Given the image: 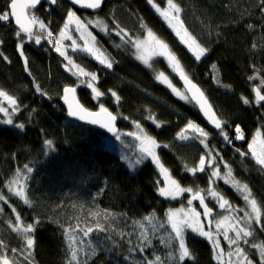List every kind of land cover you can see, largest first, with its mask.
<instances>
[{
  "label": "trees",
  "instance_id": "1",
  "mask_svg": "<svg viewBox=\"0 0 264 264\" xmlns=\"http://www.w3.org/2000/svg\"><path fill=\"white\" fill-rule=\"evenodd\" d=\"M153 1L163 5L165 0ZM8 2L0 0V13L6 10ZM174 2L182 8L187 29L209 49L201 62H197L175 37L148 0H108L98 13L74 9L67 0H58L54 6L42 3L34 15L49 24L54 34L59 33L69 8L81 15L101 14L112 27H115V20L135 38L143 37L146 28L151 29L177 54L188 76L200 84L220 119L227 121L225 131L230 137L235 135V126L240 125L245 140L233 141V144L248 156L241 157L233 146L223 141L218 130L209 128L193 103L178 99L155 79L156 71H164L182 86L179 77L174 76L161 58L153 60L154 67L145 66L136 59L131 46L114 47L115 43L123 44L114 34L112 37L116 42L103 34L98 36L100 46L113 61L112 69L100 66L87 54L70 52L79 65L98 75L96 86L105 96L94 101L87 84L80 85L75 76L65 71L62 64L66 61L52 46L46 41L40 46L25 42L22 57L17 48L20 40L15 37L18 28L12 20L0 22V90L14 96L22 108L15 114L13 125L0 124V195L5 198L0 202V227H4L0 244L6 245L0 246V254L5 249L14 264H68L70 253L66 250L67 239L62 235L63 231L77 224L82 229H95L97 223L103 225L105 231H94L89 238H83L80 232L75 234L77 247H83L87 252L96 248V255L89 264H142L143 259H154L155 256H160L163 264H173L167 255L170 249L160 240H168L171 229L166 213L179 202L158 195L161 174L150 158L135 170L129 168L128 161H134L140 154L138 140L127 135L140 132L133 121L139 122L144 133L160 145H167L159 148L157 154L178 182L195 191L200 190L208 204L216 209L208 196L212 169L197 173L195 177L186 171V168L197 167L200 155L207 149L198 139H178V133L189 121L209 129L206 140L209 149L215 155L219 152L234 177L249 186L264 223V172L258 170L248 148L257 132L264 139V102L257 105L253 91L264 80V17L258 0ZM249 77L255 79L249 80ZM35 84H39L47 96L36 93ZM68 85L77 87L79 99L87 108L99 110V104L103 103L119 117V140L67 116L61 99L63 87ZM109 89L117 93L119 102L108 94ZM242 97L247 98L250 105H244ZM149 116L162 126L157 128ZM16 123H24L25 129L18 130ZM46 139H51L55 148L48 156L43 155ZM25 164L33 167L32 173L26 172ZM17 168L27 177L25 192L32 202L31 207L7 191V182ZM220 173H223L222 164ZM215 184L232 203L239 207L245 205L242 196L224 180L216 179ZM17 214L24 226L32 224L34 227V245L28 260L20 256L25 248L24 237L14 231L19 223L15 219ZM146 216L153 219L145 220ZM161 223L165 225L164 229L158 227ZM153 225L157 226L155 232ZM142 232L147 233L153 244L144 253L138 251L142 246L139 242ZM250 239L264 244V231L256 228ZM186 242L193 258H186L180 264H221L208 239L188 231Z\"/></svg>",
  "mask_w": 264,
  "mask_h": 264
},
{
  "label": "snow or ice",
  "instance_id": "2",
  "mask_svg": "<svg viewBox=\"0 0 264 264\" xmlns=\"http://www.w3.org/2000/svg\"><path fill=\"white\" fill-rule=\"evenodd\" d=\"M41 2L42 0H9L6 10L0 13V22L8 23L14 18L15 25L18 26V30L15 32V37L20 40L17 48L22 57L24 56L23 47L25 42H34L35 45L40 46L42 41H46L50 46H52L55 53L66 61V63L62 64V67L72 76H75L79 80L80 85L85 84V79L83 78H88L86 86L91 90L93 100L99 101L105 96V93L100 91L94 83L98 80L97 73L86 71L84 67L75 63L73 58L68 54V49L71 48L73 52L79 51L87 54L90 58H94L100 66L106 69H112L114 67L113 61L105 56L100 48L96 46L98 43L97 37L93 34L91 27L98 29L99 32L105 36L114 34L119 37L121 41H123V44L114 45L116 49H121L124 46H131L132 48H135L136 59L149 68L151 67L149 61L152 57H164L172 71L175 72L183 81L186 93H190L191 95L189 96L188 94L182 93L179 89L173 86L171 80H169L163 72H160L155 79L169 88L178 99H181L186 103L194 102L210 126L219 131L223 141L227 145L233 146L234 151L241 157L248 156L247 152H243L239 148H235L233 144V141L245 140V135L240 125L237 124L235 126V135L230 137L225 131L227 121L221 120L215 113L209 115L212 106L208 103L204 92L189 79L179 66V61L176 56L169 50L168 45L155 38L151 29H148L147 32L148 38L151 40L152 44L151 49L149 50L144 47V41H141L140 39H133L128 32L121 28L119 24L115 23V20H113L115 27L110 30L108 25L101 20H87V22H85V20H82L79 16H77L76 12L73 11L72 8H69L67 10L63 26L60 28L57 35L51 31L49 24H46L43 20L34 15V10L41 4ZM45 2L50 5H56L58 0H45ZM69 3L73 6L79 5L82 8L99 10L102 8L104 0H69ZM148 3L153 7L156 13L168 22L169 26L173 27L175 34L180 38L181 43L185 44L188 49L194 53L195 60L197 62L206 56L209 52L208 48L197 45V47L193 49L192 44L189 43L183 35H181V31L176 29V25H180L182 27L184 23L180 18L182 8L178 2H174V0H166L167 7L164 9H161L158 4H153L152 0H148ZM258 5L262 17H264V0H258ZM248 28L251 29L252 25L249 24ZM34 29L36 31H34ZM73 30L78 34L79 39L83 40V46L77 42V39L73 38V35L71 34ZM184 32H187V29H184ZM66 40L71 41L70 45H66L64 43ZM192 40L195 42L194 37ZM0 44H2V41H0ZM253 47H255V45H253ZM4 59L7 60V57H4ZM24 63L27 70L28 61L26 58ZM215 67L216 66L213 65V68ZM248 79L253 80L255 77H249ZM261 83L264 84V80H262ZM217 86H219V82H217ZM34 88L36 93L47 96V93L42 90L39 84H35ZM253 91L255 94V103L260 105L261 102H264V94L261 93V89L259 87L254 88ZM76 92L77 87H63L62 99L68 102V115L92 124H102V126L108 128L110 132L115 133L116 138L119 140L120 135L116 132L114 124L117 117L112 115L103 103L99 104L98 112H91L79 104H77L74 108L73 104L69 101V97L71 96L72 98H75ZM108 94L111 95L115 101H120V97L115 91L109 89ZM0 97H3V99L11 105V112H9L8 108L0 105V113H3L7 117V119L3 120L2 123L11 126L14 124L13 114L21 112L22 108L14 96L9 95L3 90H0ZM48 98L51 99V97ZM242 103L247 106L250 105L251 102L247 98L242 97ZM34 111L35 109H33V112ZM101 114H107L109 117L108 122H103L100 119ZM31 116L32 112L29 113V117ZM148 119L153 120L151 116H149ZM133 123L136 124L137 128H140V133L129 132L127 135L133 136L140 142V154L134 161H128L129 168L131 170H135L136 166L141 165L145 159L150 158L151 162L157 169H159L160 174L163 176L164 187L158 188V195L160 197L176 200L177 198L182 197L185 193H191V198L187 200V209L184 207L179 209H168L166 213L167 224L170 226L171 231L169 233L168 240L165 241L164 239H161L160 243L167 244L170 249L167 255L173 261V264H180V262L185 261L186 258H193L190 249L186 244L188 230H190L194 235H198L201 238H206L211 241L213 251L215 252L217 249H220V241L218 237L221 234V229H223V239L228 244L229 248L235 246L234 251H230L228 254L229 257L234 255L237 258L235 264H253L252 259L247 255L245 249L241 247L240 244L241 241H243L244 244H248V238L253 237L256 228L264 231V223L261 221L260 208L258 207L257 201L254 198H250L252 196V192L249 189V186L247 184H241L239 181L234 179L221 177L220 163L217 162L218 158L222 162V157L219 152H217L216 155H212V152L209 150L206 155H200L197 167L186 168V171L193 177H195L197 173H206L207 169L211 168L212 171L209 174V183H213L216 179H223L224 183L229 184L235 191H237V193L242 194L243 201L246 206L250 208V211L233 208L223 195H221L218 191L209 188L208 196L216 202L220 210L228 212V215L224 216L222 220H217L215 222L216 231L213 232V221L211 219L213 216V208L209 207L208 203H206L205 196L201 194V191L194 192L192 188L181 187L179 182L171 177L168 169L161 163L160 157L157 154L158 148H166L167 145L157 144L155 139L148 137L147 134L144 133V130L141 128L139 122L133 121ZM153 123L157 128L162 126L154 120ZM15 127L18 130L23 131L26 126L24 123H16ZM188 130L195 133V139H198L199 143L203 145L205 149H208L206 140L209 137V133L199 125L194 124L192 121H189L186 128L182 129L181 133H178V139L180 141H188L191 139L188 135L184 134ZM255 141L256 138L253 137V142L248 144V148L252 150L251 157L255 160V164L259 166L258 170L264 172V152L258 153L254 149L253 145ZM43 144L45 149L43 152L44 156H48L49 153L55 152L53 141L51 139L44 140ZM122 159L127 158L122 157ZM224 167L228 169L227 177H231V167L227 163H224ZM23 168L29 174L33 172V167L28 164H25ZM25 179H27V177L22 176L21 170L17 168L15 175L7 182L6 187L7 191L11 193L13 197L19 198L24 205L31 207L32 202L28 199L25 192ZM102 193L103 190H101L100 194ZM4 199V196L0 195V202H3ZM194 201H198L200 207L202 208V213L193 207ZM0 211H2V209H0ZM12 211L15 212L16 209L13 208ZM239 212H243V215H233V213ZM104 215L107 216L108 213H104ZM15 219L20 221L21 217L19 214L16 215ZM144 219L151 221L153 218L146 216ZM230 220L232 222H229ZM205 222H207L208 225L207 230H205ZM39 224L40 222L38 221L36 226L38 227ZM253 224H255V228L253 227ZM57 226L59 227V225ZM156 227V225H153V232H155ZM158 227L164 229L165 225L161 223ZM14 231L20 232L24 237L26 249L30 250L33 248L34 239L32 234L34 232V227L32 224H28L26 228H22L18 224ZM94 231H105V228L100 223L96 224L95 229L93 227L82 229L79 224H77L70 229H65L63 231L62 235L67 239L66 250L70 253L68 264H89L91 259L96 255V248H92L90 252H87L83 247H77L75 244V234L80 232L82 233L83 238H89ZM229 232H234V237L230 236ZM109 239L111 238L109 237ZM139 242L142 245L138 249L140 253H144L146 249L153 246L152 240L149 239L146 232H142L140 234ZM129 243L131 244V240H129ZM0 246L6 247V245L2 244H0ZM251 247L259 250V264H264V244H252ZM135 250L136 249L134 248L133 251ZM12 252L15 253L16 249H12ZM222 252L223 250L220 249V254L215 257L218 261L221 258ZM81 254H83L82 257ZM0 260H2V264H10V261L6 257H0ZM142 264H163V262L161 261L160 256H155L154 259H143ZM230 264H232L231 261Z\"/></svg>",
  "mask_w": 264,
  "mask_h": 264
},
{
  "label": "rangeland",
  "instance_id": "3",
  "mask_svg": "<svg viewBox=\"0 0 264 264\" xmlns=\"http://www.w3.org/2000/svg\"><path fill=\"white\" fill-rule=\"evenodd\" d=\"M152 2H153V4H158V3H156V2H154L153 0H152ZM161 4V3H160ZM160 4H158L159 6H160V8L161 9H164V8H166L167 7V3H166V0L165 1H163V5H160ZM150 5V4H149ZM150 7L153 9V7L150 5ZM74 11V10H73ZM153 11H154V9H153ZM84 12H86V11H84ZM155 12V11H154ZM156 13V12H155ZM76 14H77V16H79L82 20H85V22H87V20H93V21H95V20H101V21H103L105 24H107L108 25V28L111 30L112 28H114V27H112L107 21H106V19L100 14H98V15H92V16H90L89 14H83V15H81V14H78L77 12H76ZM162 20H163V22L166 24V26L174 33V35H175V37L180 41V38L175 34V31H174V29H173V27H171V26H169V24H168V22H166L164 19H163V17H161L158 13H156ZM180 18L183 20V18H182V12H181V14H180ZM184 22V21H183ZM91 27V26H90ZM176 27V29H178V30H180L181 31V35H183L184 36V38L186 39V40H188L189 41V43H191L192 44V48L193 49H195L196 47H197V45H199V46H201V47H203L199 42H198V40L192 35V33L187 29V27H186V25H185V23H183V26L181 27L180 25H176L175 26ZM18 28V27H17ZM148 29L149 28H146L145 29V31H144V36L143 37H141V38H135V37H133V39H140L141 41H144L145 42V44H144V47L146 48V49H151V46H152V44H151V40L148 38V35H147V32H148ZM184 29H187V32H184ZM91 30L93 31V34L97 37V41H98V36H99V34H102V33H100L99 32V30L98 29H96V28H94V27H91ZM34 31H36L35 29H34ZM152 31V30H151ZM153 32V31H152ZM72 35H73V38H75V39H77V42L81 45V46H83V40H80L79 39V37H78V34L77 33H75V31L73 30L72 31V33H71ZM153 34H154V37L155 38H157V39H159V40H161V41H163L165 44H167L162 38H160L157 34H155L154 32H153ZM58 35V34H57ZM107 37H109L110 38V40L111 41H114V42H116L115 40H114V38L112 37V35H109V36H107ZM195 38V42H193V40H192V38ZM181 42V41H180ZM64 43L66 44V45H70V43H71V41H64ZM116 44V43H115ZM118 44V43H117ZM168 45V44H167ZM187 49H188V47L185 45V44H183ZM97 47H99L100 48V50L104 53V55L105 56H107L108 58H109V56L105 53V51L102 49V46H100V44H99V42L97 43V45H96ZM168 48H169V50L176 56V58H177V60L179 61V66L182 68V70L184 71V73L186 74V75H188L189 73L185 70V68L183 67V65H182V63L180 62V60H179V58H178V56H177V54L171 49V47L168 45ZM133 50H134V55H135V57H136V50H135V48H133ZM188 51L192 54V56L195 58V56H194V53L192 52V51H190L189 49H188ZM70 52H73L72 50H71V48H69L68 49V54L70 55ZM77 52H79V51H77ZM76 53V52H75ZM209 53V52H208ZM208 53L206 54V56L205 57H203L199 62H201L202 60H204L206 57H207V55H208ZM71 56V55H70ZM72 57V56H71ZM73 58V57H72ZM155 58H161L162 60H164L165 62H166V65L169 67V65H168V63H167V61H166V59L164 58V57H152L151 59H150V61H149V63L151 64V67H154L153 66V60L155 59ZM110 59V58H109ZM74 60V59H73ZM74 62L75 63H77L75 60H74ZM141 62V61H140ZM78 64V63H77ZM146 66V65H145ZM148 67V66H147ZM170 68V67H169ZM86 71H89V70H87V69H85ZM170 70H171V72L174 74V76H176V77H179L175 72H173L172 71V69L170 68ZM91 72V71H90ZM160 72H163L168 78H169V80H171V82H172V84H173V86H175L177 89H179L182 93H185V94H188V93H186V90L184 89V87L183 86H178L174 81H173V78L168 74V73H166V72H164V71H160V70H158V71H156V73H155V76H157ZM83 79H85V84H87V79L88 78H83ZM95 84H97L96 82H94ZM161 84H163V83H161ZM164 85V84H163ZM258 87L261 89V88H263V85H262V83H259V85H258ZM261 91H262V89H261ZM181 100V99H180ZM183 101V100H182ZM192 102H190V103H188V104H191ZM0 105H2V106H4V107H6V108H8L9 109V112H11V105L6 101V100H4L3 99V97H0ZM14 116H15V114H13V121H14ZM5 119H7V117L3 114V113H0V124H3L2 123V121L3 120H5ZM194 124H197V125H199L200 127H202L206 132H208V133H210V131H209V129H207L206 127H204V126H202V125H200V124H198V123H196V122H194V121H192ZM186 128V127H185ZM184 128V129H185ZM140 133V132H139ZM184 134H186V135H188L191 139H189V140H192V139H195V136H196V134L195 133H193L191 130H188L187 132H185ZM148 136V135H147ZM148 137H150V136H148ZM255 138H256V141H255V143H254V145H253V147H254V149L258 152V153H261V152H264V139H263V137H262V134L260 133V132H257L256 134H255V136H254ZM151 138H153V137H151ZM154 139V138H153ZM156 141V140H155ZM157 142V141H156ZM253 142V140L250 142V143H252ZM157 144H159L158 142H157ZM138 147H139V149H140V142L138 141ZM159 149V148H158ZM158 149H157V151H158ZM210 149H209V147H208V149L206 150V153H205V155L207 154V152L209 151ZM211 151V150H210ZM250 151H252V150H250ZM212 152V151H211ZM212 155H215L213 152H212ZM217 162H219L220 164H222L223 165V173H222V175H221V177H225V178H228V179H234V180H236V181H238L235 177H234V175H233V173H232V176L231 177H227V171H228V169L227 168H225L224 167V161H220V160H217ZM162 163V162H161ZM163 164V163H162ZM164 167H166L165 165H164ZM167 168V167H166ZM168 169V168H167ZM159 170V169H158ZM169 171V170H168ZM160 172V171H159ZM169 174L171 175V177L173 178V179H176L172 174H171V172L169 171ZM177 180V179H176ZM218 180V179H217ZM221 180H223V179H221ZM178 181V180H177ZM240 182V181H239ZM241 184H244V183H242V182H240ZM180 184V183H179ZM24 185H25V180H24ZM181 185V184H180ZM209 185L211 186V188L212 189H214V190H216V191H218L221 195H223L221 192H220V190L219 189H217V185L215 184V180H214V182L213 183H209ZM227 185H229V184H227ZM230 186V185H229ZM160 187H164V180H163V176L161 175V182H160ZM181 187H185V186H182L181 185ZM185 188H189V187H185ZM193 189V188H192ZM193 191L195 192V190L193 189ZM198 191H200V190H198ZM202 194V193H201ZM241 196H242V194H240ZM224 196V195H223ZM189 198H191V193H185L182 197H179V198H177L176 200H173V202L174 201H177V202H179L177 205H175V206H172V207H170L169 209H179V208H181V207H184L185 209H187L188 208V205H187V200L189 199ZM224 198L225 199H227L228 201H229V203L232 205V207L233 208H240V209H244V210H247V211H250V208H248L247 206H246V204L243 206V207H239L238 205H236V204H234V203H232L227 197H225L224 196ZM250 198H253L252 196L250 197ZM209 200H210V202L212 203H210L211 205H215L216 206V209H215V213H214V215L212 216V221H213V224H212V230H213V232H215L216 230H215V222L217 221V220H222L223 219V217L224 216H227L228 215V212L227 211H225V210H220L219 208H218V206H217V204H216V202L211 198V197H209ZM258 204V203H257ZM193 207H195L196 209H197V211H200L201 213H202V210H201V208H200V206L199 205H197L196 203H194L193 202ZM258 207H259V205H258ZM260 208V207H259ZM1 209V208H0ZM260 214H261V209H260ZM233 215H239V216H242L243 215V212H239V213H233ZM202 219H203V217H202ZM229 222H232L231 220L229 221ZM22 228H26V226H24L23 224H22V222L21 221H19V223H18ZM253 227L255 228V224H253ZM208 229V225H207V223L205 222V230H207ZM188 231H190V230H188ZM256 231V230H255ZM222 232H223V229H221V234L219 235V241H220V249H222L223 250V252H222V255H221V258H220V260H219V262L221 263V264H230V261L232 262V264H235V261L237 260V258L233 255L232 257H229V252L230 251H234V248H235V246H233L232 248H229V246H228V244L224 241V239H223V235H222ZM0 233H4V227L3 226H1L0 227ZM255 233V232H254ZM229 235L230 236H232V237H234V232H229ZM211 242V241H210ZM26 243V242H25ZM212 243V242H211ZM186 244H187V242H186ZM252 244H259L258 242H256V241H252L251 239H250V237L248 238V244H244V242L243 241H241V244H240V246L241 247H243L244 249H245V252L247 253V255L252 259V261H253V264H259V250L257 249V248H252L251 247V245ZM220 249H217L216 251H215V255L217 256L218 254H220ZM4 251V253L3 254H0V257H6L9 261H10V264H14V262L12 261V259L11 258H9L8 256H7V252H6V250L4 249L3 250ZM31 251H32V249H30V250H28V249H26V247L24 248V252H21V255L20 256H22L25 260H28L29 259V257H30V254H31ZM0 264H2V260H0Z\"/></svg>",
  "mask_w": 264,
  "mask_h": 264
},
{
  "label": "water",
  "instance_id": "4",
  "mask_svg": "<svg viewBox=\"0 0 264 264\" xmlns=\"http://www.w3.org/2000/svg\"><path fill=\"white\" fill-rule=\"evenodd\" d=\"M67 1L69 2V0H67ZM106 1H108V0H104V3H103V5H102V8L99 9V10L86 9V8H82V7H80L79 5L73 6V5H71L70 3H69V4H70L74 9H78V10L86 11V12H88V13H98V12H100V11L103 9V6H104V4H105ZM109 1H110V0H109ZM114 1H116V0H114ZM42 3H46V4L50 5L49 3L45 2V0H42L41 4H42ZM41 4H40V5H41ZM40 5H38L37 8H36L34 11H36V10L40 7ZM50 6H54V5H50ZM11 20H12L13 23L15 24V20H14V18L11 19ZM15 26H16V25H15ZM16 27H18V26H16ZM187 76H188V75H187ZM188 77H189V79H190L193 83H195V84L199 87V89H200L201 91L204 92V90L202 89V87L200 86V84H199L198 82H196V81H195L194 79H192L190 76H188ZM179 80H180L181 85H182V86L184 87V89H185V85H184L183 81H182L180 78H179ZM68 86H73V85H68ZM73 87H74V86H73ZM185 90H186V89H185ZM261 93H262V92H261ZM262 94H263V93H262ZM188 95L190 96L191 94L188 93ZM204 95H205V97L207 98L208 103L211 104V106H212V109H211V111L209 112V115H212L213 113H215L216 116L219 117L218 113L216 112L215 108L213 107L212 103L210 102V100H209V98H208V96L206 95L205 92H204ZM62 96H63V94H62ZM61 101H62L63 107H64L65 110H66V114H67V116H68L69 118H71V119H73V120H76V121H78V122H80V123H84V124L90 125V126H92V127H95V128H97L98 130L104 131L105 133H107V134L110 135V136H116L115 133L110 132V131L108 130V128L103 127L102 124H92V123H89V122H87V121L79 120V119H77V118H75V117H70V116L68 115V102H66L64 99H61ZM69 101L73 104V107H74V108L77 106V104H79V105L83 106L84 108L88 109V110L91 111V112H98V111H99V110H92V109L87 108V107L81 102V100L79 99L78 92H76L75 98H72V97L70 96V97H69ZM192 103L198 108V106H197L194 102H192ZM109 112H111L112 115H114V116L117 117V119L114 121V124H115L116 132L118 133V132H119V117H118L116 114H114L112 111L109 110ZM199 112H200V111H199ZM200 113H201V112H200ZM201 115H202V113H201ZM202 117H203L205 123L209 126V128L215 130L212 126H210V124L206 121V119H205V117H204L203 115H202ZM219 118H220V117H219ZM100 119H101L103 122H108L109 117L107 116V114H101ZM194 203H196L197 205H199L198 201H194ZM206 203H208V202L206 201ZM208 205H209V204H208ZM199 206H200V205H199ZM209 207H211V206L209 205ZM200 208H201V207H200ZM211 208H212V207H211ZM201 210H202V208H201ZM214 213H215V209L213 208V215H214ZM211 219H212V217H211ZM206 223H207V222H206Z\"/></svg>",
  "mask_w": 264,
  "mask_h": 264
},
{
  "label": "flooded vegetation",
  "instance_id": "5",
  "mask_svg": "<svg viewBox=\"0 0 264 264\" xmlns=\"http://www.w3.org/2000/svg\"><path fill=\"white\" fill-rule=\"evenodd\" d=\"M185 102V101H184Z\"/></svg>",
  "mask_w": 264,
  "mask_h": 264
}]
</instances>
